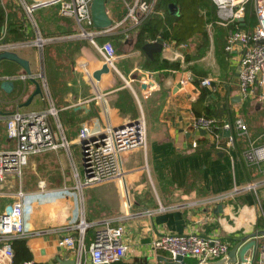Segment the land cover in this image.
<instances>
[{"label":"crops","instance_id":"obj_1","mask_svg":"<svg viewBox=\"0 0 264 264\" xmlns=\"http://www.w3.org/2000/svg\"><path fill=\"white\" fill-rule=\"evenodd\" d=\"M26 1L34 5L35 15L34 21L25 19L21 28L25 39L5 41L6 27H3L0 42L16 44L12 50L30 61L42 94L34 95L26 103L36 83L16 62L0 61V83L4 78L14 79L11 92L0 86V151L15 147V140L7 135L12 113L41 111L52 103L60 108L59 120L71 139L78 137L84 122L92 117H98L101 124L119 125L128 118L144 116L147 145L124 155L123 180H108L82 190L72 187L83 174L82 154L79 162L74 143L70 152L43 150L31 154L20 179L14 181L18 175L9 174L11 184L4 190L11 192L12 199L19 190L25 192L29 226L48 229L13 239V264H23L25 260H31L32 264H93L89 259L90 241L95 229L107 223L125 226L128 250L114 264H177L167 251L153 244L160 234L187 232L218 236L229 243L230 250L243 238L241 244L257 239L259 245L247 250L246 256L253 258L252 264H258L264 243V235H257L264 230V159L245 157L248 151L245 142L250 141L246 133L236 132L235 145L226 149L217 145L216 136L192 124L197 115L193 105L204 90V100L213 111L211 116L234 121L256 112L260 114V125L250 132L251 136L264 135V104L241 93L237 59L225 50L227 28L220 25L221 30L209 31L204 39L195 34L187 41L184 59L178 54L182 47L166 40L161 52L149 56L143 45L161 35L148 39L140 48L136 46L140 28L122 23L121 31L106 39H118L123 49L120 52L124 53L118 55L115 67L110 66V71L98 80L94 72L103 66L104 58L89 38L70 37L77 33L76 19L63 15L57 2ZM136 1L107 0L112 25L122 20ZM167 9L176 13L178 6L171 3ZM203 13L207 31V14ZM39 32L46 39L42 47L33 42ZM52 50L57 55L53 56ZM206 55L210 59L203 60ZM42 58L59 67L54 75L43 69ZM164 59L169 66L162 65ZM176 62L178 67L172 65ZM183 64L188 67L180 69ZM187 76L193 79L182 86L181 80ZM208 76L213 78L211 86H202L200 79ZM127 81L129 91L123 92ZM125 95L130 96V102L121 99ZM65 160L70 164L71 174L60 170V163L66 167ZM65 186L70 188L63 189ZM82 221L89 224L83 238L77 228ZM68 228L75 238V248L62 242L70 232ZM240 247L232 264L239 261ZM26 255L30 259L20 260ZM185 261L200 264L195 256H186Z\"/></svg>","mask_w":264,"mask_h":264},{"label":"built area","instance_id":"obj_2","mask_svg":"<svg viewBox=\"0 0 264 264\" xmlns=\"http://www.w3.org/2000/svg\"><path fill=\"white\" fill-rule=\"evenodd\" d=\"M59 3V10L65 16H71L78 23L77 33L70 37L89 38L97 47L104 62L115 67L118 57L113 42L106 39L114 32L121 31L122 23H129L131 27L139 26L148 16L154 13L156 0H137L130 5L125 17L107 28H98L93 23V0H48ZM216 5L219 23L226 26L227 37L225 50L237 59L240 80V90L245 98H252L264 104V0H254V18L247 16L248 5L251 0H212ZM24 6L29 18L33 19L34 5L26 0H19ZM123 31V30H122ZM69 36V35H68ZM37 46H43L46 39L39 34L33 40ZM174 44L185 48L187 42ZM16 44L0 42V51L14 49ZM42 77V73L40 74ZM193 79L187 76L181 80L185 86ZM211 77L200 79L202 86H211ZM44 85L47 81H43ZM127 84L130 83L127 81ZM125 84V85H127ZM192 100L195 98L190 96ZM59 110L55 104L41 111H15L8 119L7 135L15 140V147L0 151V186L5 178L12 174L20 175L28 164L29 156L43 150H65L70 152L73 139L65 133L59 120ZM192 124L195 128H202L217 138V145L226 149L232 148L236 142L237 133H247L248 126L242 117L234 121L219 120L214 116L195 115ZM223 130L231 133L223 137ZM233 131H235L233 133ZM225 138V139H223ZM81 146L83 174L73 188H82L102 183L108 180H123L124 155L137 147L147 145V126L144 116L138 119L128 118L123 124H101L98 117H92L84 122L78 134ZM196 146L197 143L193 142ZM250 160L264 159V146L255 147L246 153ZM251 186V184H248ZM69 186L63 187L68 189ZM11 192L0 188V264H13L15 250L13 239L27 237L30 234H40L48 228H31L27 221V209L24 203L25 192L19 190L15 198ZM89 226L85 221L77 225L81 238L84 237ZM69 229V228H68ZM62 242L70 248H75V238L69 229ZM125 226L123 224H103L94 231L88 251L93 264H114L123 259L128 250L125 241ZM154 247L167 251L172 260L178 254L195 256L200 264L226 256L230 250L228 242L215 235H203L198 232L163 233L154 241ZM23 264H32L25 260ZM258 264H264V243L261 247Z\"/></svg>","mask_w":264,"mask_h":264},{"label":"trees","instance_id":"obj_3","mask_svg":"<svg viewBox=\"0 0 264 264\" xmlns=\"http://www.w3.org/2000/svg\"><path fill=\"white\" fill-rule=\"evenodd\" d=\"M209 1L210 0H158L155 5L156 11L137 26L140 30L137 33L136 46L141 48L145 41L158 38L160 35L164 40L176 43L187 42L197 33L201 35L203 39L207 38V31L205 30L206 18L202 9L205 3ZM171 3H175L178 6V11L176 13H171L167 9V6ZM17 10L20 11V8L14 7V17L6 28L5 41H19L25 39L26 35L23 30H21L24 26V20L16 15ZM250 14L251 18H254L252 11ZM6 17L5 8L0 6V35L2 28L6 25ZM112 42L117 50L116 42ZM162 65L164 67L169 66L168 60H162ZM172 65L178 67L179 62L172 63ZM205 95L206 92L202 90L197 102L193 105V110L197 115H202L204 113L205 115L211 116L213 111L205 102ZM23 259H30V257L26 255L20 260L24 261Z\"/></svg>","mask_w":264,"mask_h":264},{"label":"water","instance_id":"obj_4","mask_svg":"<svg viewBox=\"0 0 264 264\" xmlns=\"http://www.w3.org/2000/svg\"><path fill=\"white\" fill-rule=\"evenodd\" d=\"M92 17H93L94 25L98 28H107L112 25L113 20L107 11V0H93ZM163 46H164V38L160 36L155 41L145 42V44L143 45V50L149 56H152L155 52H161L163 50ZM5 59L18 63L25 70V72L29 75L31 80H33L36 83V89L34 90L33 94L29 97L28 102L26 103H29L32 100L34 95L42 94L41 85L39 81L37 80V77L32 74L30 61L27 58L21 56L15 50L5 49V50L0 51V61L5 60ZM109 71H110V66L107 63H104L100 69L94 72V77L99 80L103 73H106ZM0 86L4 90L11 92L14 88V79L4 78L1 80ZM138 117H133V119L137 120ZM121 124H123V122ZM222 133L228 136L231 133V131L223 130ZM257 235H264V230L258 232ZM243 240H245V238H243L241 241L243 242ZM241 241H238L236 245L233 247V249L229 250L228 254L220 258V260L214 261V262L208 261L204 264H232V258L236 256L237 249L240 245L241 247L238 251L239 261H237V263L235 264H247V263L252 264L253 258H247L246 252L250 248L256 249L257 246L259 245V242L257 241V239H254V238L247 240L243 244H241L242 243ZM228 259H231L230 262H228L229 261ZM174 261L177 264H187L185 261V256L181 254H178L175 257Z\"/></svg>","mask_w":264,"mask_h":264},{"label":"rangeland","instance_id":"obj_5","mask_svg":"<svg viewBox=\"0 0 264 264\" xmlns=\"http://www.w3.org/2000/svg\"><path fill=\"white\" fill-rule=\"evenodd\" d=\"M20 2H19V0H0V6H2V7H4L5 8V12H6V25L4 26V27H8V23L11 21V19L14 17V15H13V12H14V7H17L18 9L20 8V11L19 10H17L16 11V15L17 16H20V18L22 19V20H24L25 21V19L26 20H29V15L27 14V12L23 9V8H21L20 7ZM206 14H207V20H208V30H207V34H210V33H208L209 31H214V30H221V27H220V25L221 26H223V28L225 27L226 28V26H224V25H222V24H220L218 21H219V17H218V13H217V9H216V7H215V5H214V3L210 0L209 2H207V3H205V6H204V8L202 9ZM254 10V0H251V2L249 3V5H248V12H247V16H249L250 17V13H251V11H253ZM211 13V16L209 15ZM33 15H35L34 14V12H33ZM211 23V24H210ZM224 32H226L225 30H224ZM35 39V38H34ZM33 39V40H34ZM116 47H117V54L118 55H122L124 52H120V51H122L123 49L121 48L122 46H121V42L118 40V39H116ZM193 45V44H192ZM187 47H185V48H181L179 51V53L178 54H180L184 59H186V57H187ZM53 51V50H52ZM193 54V53H192ZM52 55L53 56H55V55H57V51H53L52 52ZM52 56V59H54V57ZM180 58V57H179ZM207 59H210V56H208V55H206V57L203 59V60H207ZM45 65V66H44ZM42 67H43V69L47 72V74H55V71L57 70V68H59L56 64H54V62H52L51 64H50V62H46V60L44 61V59L42 58ZM188 67V65H185V64H183L182 66H180V69H182V68H187ZM191 72H193V70H191ZM194 73V72H193ZM212 77L214 76V75H211ZM129 88H130V85H125V87H124V89H123V92H128L129 91ZM129 95H125V96H121V99H123L125 102H130V99H129V97H128ZM56 101V100H55ZM254 114H255V116H254ZM240 115H242L241 113H240ZM260 114H258V113H252L251 114V116H249V117H245L244 118V120H245V122H246V124H247V126H248V132L246 133V136H247V140L249 139L250 141H246L245 143V145H246V147H248L247 148V150L248 151H252L253 149H255V147L257 148V147H262V146H264V135H262L261 136V138H259V137H255V136H251V131H253V130H258L257 128L259 127V125H260ZM258 120H259V123H258ZM255 123H258V125H256ZM262 123V122H261ZM250 130V131H249ZM249 135V136H248ZM78 138V137H77ZM77 138H76V136L75 137H72V139H73V142H74V147L77 149V151H79V154L78 155H76V159L80 162V156H81V146H80V144H76L75 145V143L77 142L78 143V140H77ZM80 149V150H79ZM245 157H247V155L245 156ZM248 158V157H247ZM44 159V158H43ZM45 160H49L50 161V159H45ZM255 160V159H254ZM59 161V160H58ZM66 161V164H65V168H63L62 167V163H60L61 164V168H60V170L61 171H63V172H65L66 171V174H68V173H70L71 174V168H70V164H69V162L67 161V160H65ZM60 162V161H59ZM28 165H26L25 166V168L27 167ZM56 166V164L54 165V167ZM81 167V170H82V166H80ZM24 168V169H25ZM23 173H24V171H23ZM22 173V174H23ZM58 173V170H56L55 169V172L53 173V174H55V176H56V174ZM19 176L20 175H18L16 178H15V180L14 181H16V180H19L20 178H19ZM23 176V175H22ZM24 177V176H23ZM22 177V178H23ZM11 184V182L9 181V178H8V176L5 178V180H4V182L1 184V186H0V188H2V189H6V188H8V186Z\"/></svg>","mask_w":264,"mask_h":264}]
</instances>
